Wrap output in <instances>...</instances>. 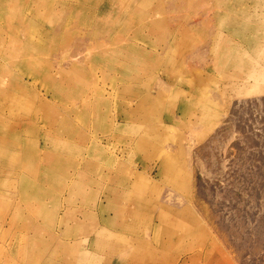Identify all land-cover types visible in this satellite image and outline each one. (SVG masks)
I'll use <instances>...</instances> for the list:
<instances>
[{
	"label": "rangeland",
	"instance_id": "obj_1",
	"mask_svg": "<svg viewBox=\"0 0 264 264\" xmlns=\"http://www.w3.org/2000/svg\"><path fill=\"white\" fill-rule=\"evenodd\" d=\"M0 120V264H264V0H0Z\"/></svg>",
	"mask_w": 264,
	"mask_h": 264
},
{
	"label": "bare ground",
	"instance_id": "obj_2",
	"mask_svg": "<svg viewBox=\"0 0 264 264\" xmlns=\"http://www.w3.org/2000/svg\"><path fill=\"white\" fill-rule=\"evenodd\" d=\"M23 10V9H22ZM129 52V51H128ZM133 58V57H132ZM39 99H42L44 101V98H41L40 96H37ZM63 123H65V120H63ZM16 127L15 125H9V126H5L1 120H0V144L1 145H5L6 143L11 144L10 142V132H12L13 130H15ZM13 133V132H12ZM18 143V141H16L14 143V145H16ZM47 146H43L42 150L43 153H48L50 151H48ZM42 152V151H41ZM89 156V155H88ZM68 162V161H67ZM3 164V163H2ZM19 165V164H18ZM63 167V166H62ZM68 173V172H67ZM50 175V174H49ZM76 175V174H75ZM52 176V175H51ZM48 178V177H47ZM94 179V178H93ZM92 179V180H93ZM66 184V183H65ZM80 184V182H79ZM28 186V185H27ZM32 186V185H31ZM62 186V185H61ZM68 186V184L66 185ZM65 186V187H66ZM78 186V185H75ZM82 186V185H81ZM89 186V185H88ZM30 187V186H29ZM60 187V186H59ZM31 188V187H30ZM63 188V187H62ZM69 188V187H68ZM72 188V187H71ZM77 188V187H76ZM80 188V187H79ZM78 189V188H77ZM47 197V196H46ZM69 202V201H68ZM74 202V201H73ZM75 204V203H74ZM70 205V204H69ZM103 205V204H102ZM47 206V205H46ZM107 210L111 208H113V204L111 202H109L107 205ZM67 212H69V210H71L69 208V206H65ZM74 210V209H73ZM106 210L105 207L103 208V211ZM62 212V211H61ZM76 214V213H75ZM61 215V214H60ZM53 216V218H52ZM50 219L52 220V222L56 219L59 218V212L57 213H53L51 215H49ZM105 218V217H104ZM73 219V218H72ZM17 220V219H16ZM76 220V219H75ZM61 221V218L60 220ZM77 221V220H76ZM60 224V223H59ZM78 224V223H77ZM103 224V223H102ZM53 226V225H52ZM76 226V225H75ZM49 227V226H48ZM79 229V227H77ZM91 233L86 234V237L83 238L81 241H79V245L76 247L77 248V253L79 254L78 258L83 260L84 259V264H94L93 260H97L98 257H100L99 254L102 255L103 252H106L108 249L110 251V253H112L115 249L116 246H114L111 238H110V234L111 232H109V230L107 228H99L97 226L93 227L92 230H90ZM91 234H93V236H91ZM55 236H57V233H54ZM45 239V238H44ZM36 240V239H35ZM39 240V239H38ZM90 241H92L91 244V248L88 249L86 248V244L89 243ZM64 246V245H63ZM65 247V246H64ZM95 253H94V252ZM116 253V252H115ZM90 258V260H89ZM93 262V263H92ZM63 264H66L63 262Z\"/></svg>",
	"mask_w": 264,
	"mask_h": 264
}]
</instances>
